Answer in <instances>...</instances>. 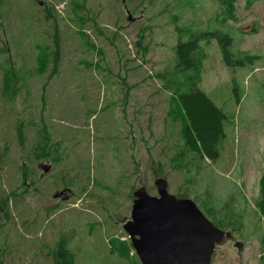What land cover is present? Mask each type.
Returning a JSON list of instances; mask_svg holds the SVG:
<instances>
[{"label": "rangeland", "instance_id": "obj_1", "mask_svg": "<svg viewBox=\"0 0 264 264\" xmlns=\"http://www.w3.org/2000/svg\"><path fill=\"white\" fill-rule=\"evenodd\" d=\"M73 1L0 0V191L10 195L8 208L1 198L0 205L18 238L15 253L6 252L5 238L13 234L1 231L0 260L54 264L63 240L74 264H140L138 256L122 258L119 240L131 242L123 225L134 190L145 185L158 194V170L172 194L192 198L232 232L212 264H263L257 203L264 174V0H76V12ZM51 7L58 60L54 23L45 21ZM37 14L40 25L26 33ZM221 34L232 38L231 66ZM193 39L197 69L180 71L176 46ZM42 48L47 68L38 62ZM97 60L101 65L89 68ZM191 85L228 116L215 162L184 144L174 97ZM45 137L49 158L38 146ZM41 163L51 171L44 174Z\"/></svg>", "mask_w": 264, "mask_h": 264}, {"label": "water", "instance_id": "obj_2", "mask_svg": "<svg viewBox=\"0 0 264 264\" xmlns=\"http://www.w3.org/2000/svg\"><path fill=\"white\" fill-rule=\"evenodd\" d=\"M155 184L158 195L145 186L134 191L131 219L123 225L142 264H212L216 246L231 232L216 226L191 198L171 194L165 178Z\"/></svg>", "mask_w": 264, "mask_h": 264}, {"label": "trees", "instance_id": "obj_3", "mask_svg": "<svg viewBox=\"0 0 264 264\" xmlns=\"http://www.w3.org/2000/svg\"><path fill=\"white\" fill-rule=\"evenodd\" d=\"M224 1L233 4L237 0H224ZM72 8H73V12H76L77 9L80 8V4L75 0L72 3ZM46 12L47 14L45 15V21L48 23V20H51L54 23L53 42L55 43V49L53 51V54H55L54 59L58 60L60 57V37L58 34L59 26L58 23L55 25L54 19L57 18L56 15L52 13L53 8L52 7L49 8ZM71 20L74 23H76L75 18H72ZM41 21L42 20L40 19L38 14H37V19H35V15H34L32 19V24L29 25L28 27H24V29H26L25 32L28 33L30 27L32 30V28L34 26H37L39 23H41ZM99 24L94 23L93 27H95V25L99 26ZM83 25H85L86 28V24L84 23ZM101 28L105 29L104 27ZM32 32L36 33L38 36L40 35L39 34L40 32L38 31L33 30ZM115 32L117 33L118 31L116 30ZM218 40L221 45L224 62L228 66L233 65L235 62L233 60L232 52L230 50L232 38L227 34H221L218 36ZM91 46L94 47L95 43H92ZM41 47L38 46L39 50L41 49ZM198 48H199V43L197 39H193L187 42L179 41V43L176 46V54L178 59L177 66L180 68V71L197 69V64L195 61L194 54L198 51ZM48 49L50 50L49 46ZM49 58L50 56L48 54L47 48H42V51L38 56V62L47 68ZM99 60L100 62L102 61V59ZM99 60H97L96 62L90 61L88 65L89 68L92 67L93 64L99 65L100 64V62H98ZM238 62L239 61H237V63ZM238 65H241V63H238ZM174 101L177 106V113L181 115L183 120L182 136L185 147L202 159H209L213 162L217 161L220 157V145L227 136L226 133V122L228 120L227 114L219 106H217V104L210 98V96L205 91L193 85H191L190 90H187L185 92H180L176 97H174ZM86 102L87 104L91 103L88 101V99H86ZM91 107H95V104L93 105L92 103ZM104 107H110V104L108 103ZM44 122H45L44 127H53L52 125L47 124L46 121ZM66 132L68 133V131ZM69 136H70L69 133L68 136L63 135V139L68 138ZM50 140L51 138L45 137L44 139L38 142L39 143L38 146L39 148H41L42 154L46 158L47 157L49 158L51 156V155L48 156L49 155L48 147L51 146ZM62 143L64 142L59 141L56 146ZM154 174L156 176H162L161 172L158 170L157 171L155 170ZM0 192H1L0 198L2 199V203L6 202V208H8L10 202V195H8L9 193H7V191L3 187H1ZM12 194L15 195V193ZM260 195L261 198L258 201L257 206L261 217L264 219V174L260 179ZM15 203L19 206L18 202ZM4 206L5 205H3V207ZM8 210L10 211V209ZM10 218H12L11 214H10ZM214 223L217 224L216 222ZM62 241L63 240L60 241L59 248L53 256L54 264H74L73 260H71V254L67 249H65L62 246L63 243ZM119 241L125 245L123 249H119V254L122 256V258L126 259L130 255L137 256L136 253L134 254L135 252L134 249L130 248L132 244L129 240L125 241L121 239Z\"/></svg>", "mask_w": 264, "mask_h": 264}, {"label": "flooded vegetation", "instance_id": "obj_4", "mask_svg": "<svg viewBox=\"0 0 264 264\" xmlns=\"http://www.w3.org/2000/svg\"><path fill=\"white\" fill-rule=\"evenodd\" d=\"M42 168H44V166H41ZM43 176V174L41 175V177ZM9 217H8V213H7V209H5L3 207V205H0V233L1 231L3 232V230H5L6 234H10V233H14V226L15 224L12 223L10 226V222H9ZM12 220V218H11ZM232 237V236H231ZM6 252L12 251V254L15 253V248L18 245V238L16 237L15 234L12 235V237H6ZM231 239V238H230ZM236 246L241 247L242 243H240L239 241H236ZM3 254L0 252V255ZM6 255V254H5ZM0 264H3L2 260H0Z\"/></svg>", "mask_w": 264, "mask_h": 264}]
</instances>
